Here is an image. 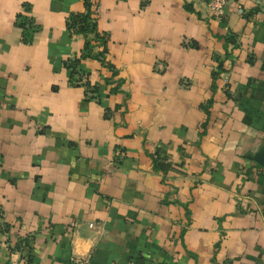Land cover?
<instances>
[{"label":"crops","instance_id":"obj_1","mask_svg":"<svg viewBox=\"0 0 264 264\" xmlns=\"http://www.w3.org/2000/svg\"><path fill=\"white\" fill-rule=\"evenodd\" d=\"M90 3L75 86L84 0H0V264H264V0Z\"/></svg>","mask_w":264,"mask_h":264},{"label":"trees","instance_id":"obj_2","mask_svg":"<svg viewBox=\"0 0 264 264\" xmlns=\"http://www.w3.org/2000/svg\"><path fill=\"white\" fill-rule=\"evenodd\" d=\"M85 11L83 13H75L71 14L66 21V28L69 33L72 34H82L86 37V41L84 44L83 52L79 58H75L72 60H68L64 63L65 67L70 70V84L71 85H79L80 81V72L78 70V65L82 59L86 58H94L97 60L104 62V55L106 54V43L108 41V36L106 34H100L97 31V23L96 20L92 17V3L90 0H84ZM25 10L28 11L29 8L25 6ZM16 25L22 30V43L30 44L33 34L37 31V27L34 23L23 15H18L16 19ZM93 37V41H95L99 46L102 47L100 52H93V46L91 40L88 39V36ZM231 42H235V38L231 37ZM110 70L114 71V68L105 64ZM85 86L89 89L88 93L91 95L89 98H93L96 89L91 88L88 82L85 83Z\"/></svg>","mask_w":264,"mask_h":264},{"label":"built area","instance_id":"obj_3","mask_svg":"<svg viewBox=\"0 0 264 264\" xmlns=\"http://www.w3.org/2000/svg\"><path fill=\"white\" fill-rule=\"evenodd\" d=\"M205 1L208 11L214 17L217 18H220L224 15V9L229 2V0H205ZM92 226H93L92 224L89 225L90 228H92Z\"/></svg>","mask_w":264,"mask_h":264}]
</instances>
